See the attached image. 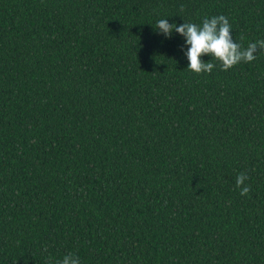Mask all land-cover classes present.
I'll list each match as a JSON object with an SVG mask.
<instances>
[{
	"label": "trees",
	"instance_id": "16d2710c",
	"mask_svg": "<svg viewBox=\"0 0 264 264\" xmlns=\"http://www.w3.org/2000/svg\"><path fill=\"white\" fill-rule=\"evenodd\" d=\"M218 15L264 39V0H0V264H264V49L155 29Z\"/></svg>",
	"mask_w": 264,
	"mask_h": 264
},
{
	"label": "clouds",
	"instance_id": "9594fccd",
	"mask_svg": "<svg viewBox=\"0 0 264 264\" xmlns=\"http://www.w3.org/2000/svg\"><path fill=\"white\" fill-rule=\"evenodd\" d=\"M155 29L165 37L170 38L173 31L185 38L188 46L185 55L188 60L187 68L197 74L211 73L215 67L214 63L205 61L203 57L210 55L212 59L220 62L221 70L227 71L241 62H252L257 59L258 48L264 49V39L251 42L247 47L233 39L232 25L224 15L205 17L202 24L183 22L177 25L169 23L168 19H160L156 22ZM249 176L240 172L236 177V187L240 189V195H248L251 191L250 185L245 181ZM55 264H80V258L75 253L69 252Z\"/></svg>",
	"mask_w": 264,
	"mask_h": 264
}]
</instances>
